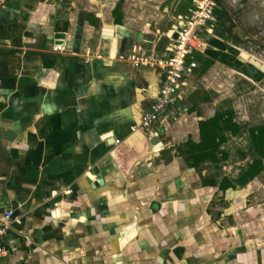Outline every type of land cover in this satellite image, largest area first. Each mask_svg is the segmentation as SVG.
<instances>
[{
    "label": "crops",
    "instance_id": "crops-1",
    "mask_svg": "<svg viewBox=\"0 0 264 264\" xmlns=\"http://www.w3.org/2000/svg\"><path fill=\"white\" fill-rule=\"evenodd\" d=\"M118 1L0 0V264H264L258 176L222 191L231 160L190 167L182 152L216 111L193 101L210 76L142 127L159 76L147 53L165 49L127 0L115 23Z\"/></svg>",
    "mask_w": 264,
    "mask_h": 264
},
{
    "label": "rangeland",
    "instance_id": "rangeland-1",
    "mask_svg": "<svg viewBox=\"0 0 264 264\" xmlns=\"http://www.w3.org/2000/svg\"><path fill=\"white\" fill-rule=\"evenodd\" d=\"M124 5L127 15L140 21L142 28L150 29L148 36L158 51L173 43L169 30L184 32L188 21L194 23L189 44L193 47L190 55L199 63L195 75L210 78L199 84L193 101L196 106L198 100L216 101L215 110H233L241 133L225 131V147L233 165L230 177L240 175L256 157L247 129L264 123V73L239 62L238 53L244 50L264 63V0H127ZM210 47L212 56L208 54ZM231 48L236 49L235 54L223 56ZM159 53L147 54L159 58ZM206 57H213L214 62L205 69ZM252 185L255 189L247 204L264 203V161Z\"/></svg>",
    "mask_w": 264,
    "mask_h": 264
},
{
    "label": "trees",
    "instance_id": "trees-1",
    "mask_svg": "<svg viewBox=\"0 0 264 264\" xmlns=\"http://www.w3.org/2000/svg\"><path fill=\"white\" fill-rule=\"evenodd\" d=\"M121 4L122 0H119L112 10L115 23L121 21ZM201 58V55L197 54V59L201 60ZM213 62L212 58H204L203 64L205 69L213 64ZM198 127L200 140L193 142L191 139H188L182 151L186 154L190 167H196L204 161L219 162L221 159L227 158L228 154L220 148L227 140L225 131H229L233 135L239 132V123L235 120L233 110H217L212 117L199 119ZM247 132L253 151L257 154V157L233 181L228 177H223L219 184V189L222 191L228 188L238 189L244 186L263 170L264 124L251 126L247 129Z\"/></svg>",
    "mask_w": 264,
    "mask_h": 264
},
{
    "label": "built area",
    "instance_id": "built-area-1",
    "mask_svg": "<svg viewBox=\"0 0 264 264\" xmlns=\"http://www.w3.org/2000/svg\"><path fill=\"white\" fill-rule=\"evenodd\" d=\"M209 17V15H206ZM195 19V17H193ZM184 32L169 30L172 42L165 47L159 58L152 57V65L159 70L156 95L151 105L140 117V125L149 127L158 117L166 113L179 101V94L185 82L195 75L199 63L190 55L193 47L189 44L193 22L188 21ZM176 35V36H175ZM57 46V50H61ZM197 50V49H194ZM188 54V55H187ZM188 56V57H187ZM119 142L118 140L116 141ZM12 211H6L0 220V258L10 254L11 249L5 239L11 229Z\"/></svg>",
    "mask_w": 264,
    "mask_h": 264
},
{
    "label": "water",
    "instance_id": "water-1",
    "mask_svg": "<svg viewBox=\"0 0 264 264\" xmlns=\"http://www.w3.org/2000/svg\"><path fill=\"white\" fill-rule=\"evenodd\" d=\"M63 34L62 33H58L55 35L56 38V44H62V38H63ZM176 36V35H175ZM239 57L238 60L241 63H249L250 65H252L253 67L259 69L261 72L264 73V63H262L261 61H259L255 56L249 54L246 51H240L239 53ZM158 132L155 133V135H153L152 137L149 138L148 142L150 144V146H152L155 149V152L160 150L161 146H162V142L159 140L158 137Z\"/></svg>",
    "mask_w": 264,
    "mask_h": 264
},
{
    "label": "flooded vegetation",
    "instance_id": "flooded-vegetation-1",
    "mask_svg": "<svg viewBox=\"0 0 264 264\" xmlns=\"http://www.w3.org/2000/svg\"><path fill=\"white\" fill-rule=\"evenodd\" d=\"M256 58H257V57H256ZM257 59H258V58H257ZM258 60H259V59H258ZM259 61H261V60H259ZM239 62H240V61H239ZM261 62H262V61H261ZM262 63H263V62H262ZM198 67H199V65H198ZM254 68H255V67H254ZM255 69H257V68H255ZM257 71H260V70L257 69ZM260 72H261V71H260ZM261 73H263V72H261ZM216 111H217V110H216ZM216 111H215V112H216ZM262 124H264V123H262ZM258 125H261V124H258ZM253 126H255V125H253ZM238 133H241L240 125H239V132H238ZM247 134H248V132H247ZM248 136H249V135H248ZM226 141H227V140H226ZM225 144H226V142H225L224 144H222L220 148H221L223 151H225V152L227 153L226 147H225V148H222V146L225 145ZM254 153H255V152H254ZM227 154H228V153H227ZM255 154H256V153H255ZM256 157H257V154H256ZM256 157H255V158H256ZM227 158H228V157H227ZM227 158H225V159H227ZM255 158H253V159H255ZM253 159H252V160H253ZM221 160H222V159H221ZM252 160H251V161H252ZM251 161H250V162H251ZM263 161H264V159H262V163H263ZM250 162H249V163H250ZM261 172H262V171H261ZM261 172H260V173H261ZM258 175H259V174H258ZM258 175H257V176H258ZM238 176H239V175H238ZM257 176H256V177H257ZM256 177H255V178H256ZM253 179H254V178H253ZM253 179H252V180H253ZM252 180H250V181H252ZM250 181H249V182H250ZM249 182H248V183H249ZM248 183H247V184H248ZM245 185H246V184H245ZM245 185H244V186H245Z\"/></svg>",
    "mask_w": 264,
    "mask_h": 264
},
{
    "label": "bare ground",
    "instance_id": "bare-ground-1",
    "mask_svg": "<svg viewBox=\"0 0 264 264\" xmlns=\"http://www.w3.org/2000/svg\"><path fill=\"white\" fill-rule=\"evenodd\" d=\"M255 56V55H254ZM250 65V64H249ZM250 66H252V65H250ZM259 72V71H258ZM261 73V72H260Z\"/></svg>",
    "mask_w": 264,
    "mask_h": 264
}]
</instances>
